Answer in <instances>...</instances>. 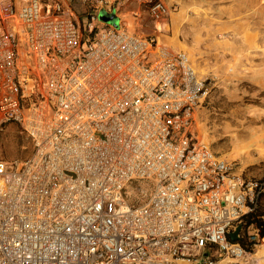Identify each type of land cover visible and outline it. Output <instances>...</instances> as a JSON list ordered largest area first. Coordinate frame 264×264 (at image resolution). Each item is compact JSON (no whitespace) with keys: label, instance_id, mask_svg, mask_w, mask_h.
I'll return each instance as SVG.
<instances>
[{"label":"built area","instance_id":"2783aa9c","mask_svg":"<svg viewBox=\"0 0 264 264\" xmlns=\"http://www.w3.org/2000/svg\"><path fill=\"white\" fill-rule=\"evenodd\" d=\"M130 1L157 24L170 12L163 0ZM117 11L105 0H0V132L14 123L32 147L0 160V264L251 256L264 225L246 219L264 181L191 131L213 79L125 30Z\"/></svg>","mask_w":264,"mask_h":264},{"label":"rangeland","instance_id":"374dc122","mask_svg":"<svg viewBox=\"0 0 264 264\" xmlns=\"http://www.w3.org/2000/svg\"><path fill=\"white\" fill-rule=\"evenodd\" d=\"M105 1L118 6L125 30L186 53L198 73L213 79L191 131L248 177L264 181V0H163L170 12L159 24L133 1ZM31 149L18 125L0 132V160L25 159ZM259 207L264 214V192ZM236 264H264V244Z\"/></svg>","mask_w":264,"mask_h":264},{"label":"trees","instance_id":"16d2710c","mask_svg":"<svg viewBox=\"0 0 264 264\" xmlns=\"http://www.w3.org/2000/svg\"><path fill=\"white\" fill-rule=\"evenodd\" d=\"M246 224L250 225L253 224L256 227H262L264 225V214L260 212V207L255 210L253 214L247 217ZM244 244V243H241ZM247 250H250L248 247H246Z\"/></svg>","mask_w":264,"mask_h":264},{"label":"water","instance_id":"95a60500","mask_svg":"<svg viewBox=\"0 0 264 264\" xmlns=\"http://www.w3.org/2000/svg\"><path fill=\"white\" fill-rule=\"evenodd\" d=\"M100 18L104 21H110L117 25L118 18L114 14L106 15L104 12L101 13ZM241 230V226L238 225L233 232L229 234V238L232 242L238 241V234Z\"/></svg>","mask_w":264,"mask_h":264},{"label":"crops","instance_id":"0c3cea01","mask_svg":"<svg viewBox=\"0 0 264 264\" xmlns=\"http://www.w3.org/2000/svg\"><path fill=\"white\" fill-rule=\"evenodd\" d=\"M253 255H254L255 258L261 257L260 255H257V254H253ZM217 264H236V262L235 261L228 260V259H222V260H219L217 262Z\"/></svg>","mask_w":264,"mask_h":264},{"label":"bare ground","instance_id":"6f19581e","mask_svg":"<svg viewBox=\"0 0 264 264\" xmlns=\"http://www.w3.org/2000/svg\"><path fill=\"white\" fill-rule=\"evenodd\" d=\"M127 25L129 26V25H131V24L129 23V24H127Z\"/></svg>","mask_w":264,"mask_h":264}]
</instances>
